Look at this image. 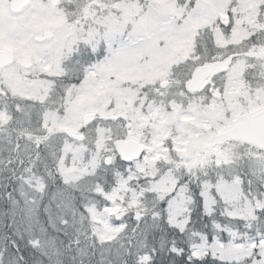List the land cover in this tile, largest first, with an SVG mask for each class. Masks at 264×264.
<instances>
[{
	"label": "snow or ice",
	"instance_id": "snow-or-ice-1",
	"mask_svg": "<svg viewBox=\"0 0 264 264\" xmlns=\"http://www.w3.org/2000/svg\"><path fill=\"white\" fill-rule=\"evenodd\" d=\"M0 264H264V0H0Z\"/></svg>",
	"mask_w": 264,
	"mask_h": 264
}]
</instances>
